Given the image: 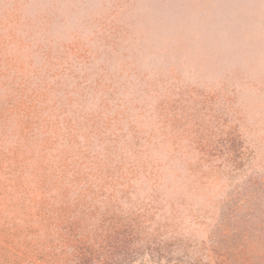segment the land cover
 Returning a JSON list of instances; mask_svg holds the SVG:
<instances>
[{
    "label": "rangeland",
    "instance_id": "1",
    "mask_svg": "<svg viewBox=\"0 0 264 264\" xmlns=\"http://www.w3.org/2000/svg\"><path fill=\"white\" fill-rule=\"evenodd\" d=\"M0 264H264V0H0Z\"/></svg>",
    "mask_w": 264,
    "mask_h": 264
}]
</instances>
